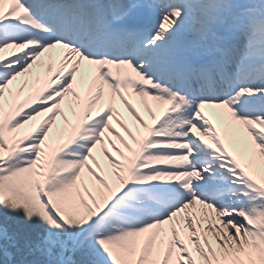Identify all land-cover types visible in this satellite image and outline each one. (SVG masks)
<instances>
[{
  "label": "snow or ice",
  "instance_id": "snow-or-ice-1",
  "mask_svg": "<svg viewBox=\"0 0 264 264\" xmlns=\"http://www.w3.org/2000/svg\"><path fill=\"white\" fill-rule=\"evenodd\" d=\"M0 264H264V0H0Z\"/></svg>",
  "mask_w": 264,
  "mask_h": 264
}]
</instances>
